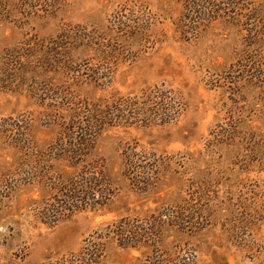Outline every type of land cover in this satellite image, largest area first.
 I'll return each instance as SVG.
<instances>
[{
  "label": "rangeland",
  "instance_id": "rangeland-1",
  "mask_svg": "<svg viewBox=\"0 0 264 264\" xmlns=\"http://www.w3.org/2000/svg\"><path fill=\"white\" fill-rule=\"evenodd\" d=\"M225 2L210 17L182 0H0V264H140L155 249L264 264V0ZM157 89L181 99L176 120L127 115L97 141L111 200L45 222L48 185L79 172L50 152L61 125ZM127 217L153 247L104 237Z\"/></svg>",
  "mask_w": 264,
  "mask_h": 264
},
{
  "label": "trees",
  "instance_id": "trees-1",
  "mask_svg": "<svg viewBox=\"0 0 264 264\" xmlns=\"http://www.w3.org/2000/svg\"><path fill=\"white\" fill-rule=\"evenodd\" d=\"M228 1L230 3L227 2V4L230 7L237 8L235 0ZM182 3L188 13L194 11L198 16L212 17L211 15L225 14L226 10H230L223 7L226 5L225 0H182ZM237 6L239 10H242L240 3ZM237 14L239 15L238 12ZM17 53L20 54L21 51ZM142 100L143 102H141ZM146 102H149V104ZM143 104L146 105L141 106ZM182 109L183 103L179 97L170 96L169 93L160 92L157 89L156 91L151 90L143 93L140 99H119L104 109L101 106L94 105L91 111H88L90 112L88 121L84 125L78 123L80 114H74L72 123L67 126H63L65 123L61 125V133L56 140V145L53 146L50 152H56L59 160L67 161L72 168L79 172L63 181H56L48 185L56 192V203L51 204L44 212L39 213L41 218L45 222L57 224L69 218L76 211L93 210L96 207H102L107 201L111 200L115 194L113 181L107 174L106 169L104 170L105 165L101 163L102 161L95 154L97 141L107 125L116 126L118 123L120 125L122 119L127 118V115H130V117L125 119L124 123L130 124L129 119L137 120L139 114H143L145 117V123H147L145 125H151L155 122L167 124L176 120L181 115ZM18 144L19 141L18 143L15 142L14 147H17ZM158 215H160L159 218H152L148 223L154 224V226L165 224L164 217L167 215L165 213H159ZM181 217H176L177 220L173 221L174 225H182L184 219ZM142 223L139 218H123L109 227L104 237L112 236L124 247H153V241L150 235L146 236ZM154 236L157 237L155 233ZM104 237L102 236L101 239ZM93 246L96 248L100 247L101 244L94 243ZM95 248L89 250L91 253L87 252L88 249L83 253L87 260H97L100 250ZM141 261L140 264H176L173 258L167 259L158 249L153 250L151 256H146Z\"/></svg>",
  "mask_w": 264,
  "mask_h": 264
}]
</instances>
